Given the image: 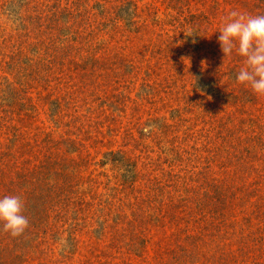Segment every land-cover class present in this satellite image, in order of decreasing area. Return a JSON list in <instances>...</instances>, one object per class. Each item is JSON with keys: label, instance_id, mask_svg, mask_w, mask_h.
<instances>
[{"label": "rangeland", "instance_id": "rangeland-1", "mask_svg": "<svg viewBox=\"0 0 264 264\" xmlns=\"http://www.w3.org/2000/svg\"><path fill=\"white\" fill-rule=\"evenodd\" d=\"M264 0H0V264H264V96L224 56ZM148 129L145 132V129Z\"/></svg>", "mask_w": 264, "mask_h": 264}, {"label": "clouds", "instance_id": "clouds-1", "mask_svg": "<svg viewBox=\"0 0 264 264\" xmlns=\"http://www.w3.org/2000/svg\"><path fill=\"white\" fill-rule=\"evenodd\" d=\"M218 41L225 58L234 52L245 58L236 81L250 87L257 96H264V15L232 10L220 29ZM24 207L18 195L0 197V223L13 237L23 234L29 226Z\"/></svg>", "mask_w": 264, "mask_h": 264}]
</instances>
